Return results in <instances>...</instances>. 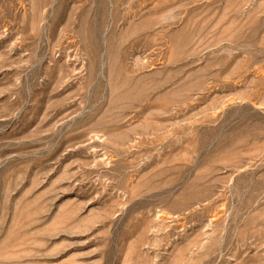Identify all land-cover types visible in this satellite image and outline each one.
Instances as JSON below:
<instances>
[{"label": "rangeland", "instance_id": "obj_1", "mask_svg": "<svg viewBox=\"0 0 264 264\" xmlns=\"http://www.w3.org/2000/svg\"><path fill=\"white\" fill-rule=\"evenodd\" d=\"M0 264H264V0H0Z\"/></svg>", "mask_w": 264, "mask_h": 264}]
</instances>
